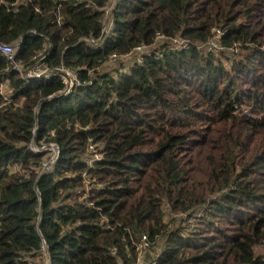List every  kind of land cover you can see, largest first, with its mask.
I'll list each match as a JSON object with an SVG mask.
<instances>
[{"label": "trees", "instance_id": "16d2710c", "mask_svg": "<svg viewBox=\"0 0 264 264\" xmlns=\"http://www.w3.org/2000/svg\"><path fill=\"white\" fill-rule=\"evenodd\" d=\"M109 2L0 0L15 62L47 49L80 81L60 94L0 52V264H136L144 236L156 264H264V0H118L86 43ZM142 45V64L107 66ZM50 144L44 169L31 145Z\"/></svg>", "mask_w": 264, "mask_h": 264}, {"label": "built area", "instance_id": "2783aa9c", "mask_svg": "<svg viewBox=\"0 0 264 264\" xmlns=\"http://www.w3.org/2000/svg\"><path fill=\"white\" fill-rule=\"evenodd\" d=\"M77 2L83 3L87 2V0H76ZM118 0H110L109 4L103 9L105 12L104 20H103V33L100 38H87L84 41L86 43L101 46L104 43V39L112 34L114 31V19L112 15V10L116 6ZM216 37L211 43L207 44L204 49L208 52H217L220 49V45L218 43V39L222 36L220 31H215ZM164 42L163 37H159V42L154 47H160ZM178 49H185L188 46V42L183 39H175L172 42ZM19 44L16 45H0V52L13 63V68L21 74V77L27 82H31L33 80H49L54 76H57L61 79L64 84V90L60 92L63 95L71 94L77 87L80 86L78 71L75 69H71L65 65H61L55 69H49L47 65L44 63L46 58L47 49H44L38 56L34 59L36 63L32 65L29 69H24L19 63L15 62L17 52H18ZM151 50V47L147 46H139L133 52L118 56L113 54L109 61L106 63L107 66L113 67L117 63H122L124 65V69H130L134 64H142L144 55L148 54ZM0 93L4 97V103L0 105V109H2L5 105L10 103V98L12 95L11 89L8 85H2L0 88ZM32 149L35 152L48 151L49 159L44 165V169H50L52 165L56 162L59 148L56 144H50L49 146H43L41 148L36 147L35 145H31ZM89 152L92 153L90 158L87 159L88 164L91 166L94 161L100 160L101 155L96 153V147L91 145L89 147ZM96 153V154H93ZM164 211L169 214V210L167 207H164ZM172 218V216H171ZM140 255L136 264H156L157 253L150 247L148 242V238L144 236L142 238L141 244L139 245ZM160 252V250H159ZM113 255H116V250L113 251Z\"/></svg>", "mask_w": 264, "mask_h": 264}]
</instances>
